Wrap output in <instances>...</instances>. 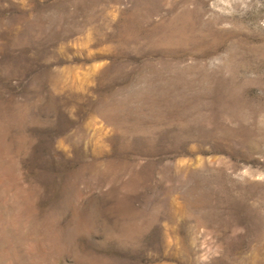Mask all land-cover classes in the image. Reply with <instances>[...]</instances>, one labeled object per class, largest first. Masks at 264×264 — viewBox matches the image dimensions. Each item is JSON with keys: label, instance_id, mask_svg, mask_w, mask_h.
Returning <instances> with one entry per match:
<instances>
[{"label": "rangeland", "instance_id": "374dc122", "mask_svg": "<svg viewBox=\"0 0 264 264\" xmlns=\"http://www.w3.org/2000/svg\"><path fill=\"white\" fill-rule=\"evenodd\" d=\"M0 264H264V0H0Z\"/></svg>", "mask_w": 264, "mask_h": 264}]
</instances>
